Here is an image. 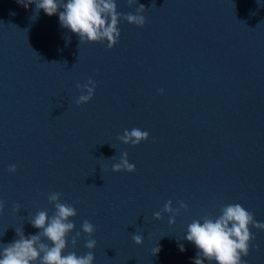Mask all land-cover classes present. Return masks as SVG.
<instances>
[{
  "label": "water",
  "instance_id": "1",
  "mask_svg": "<svg viewBox=\"0 0 264 264\" xmlns=\"http://www.w3.org/2000/svg\"><path fill=\"white\" fill-rule=\"evenodd\" d=\"M116 2L124 14L144 4L146 23L122 19L108 49L79 45L58 14L36 19L34 4L0 0V244L15 229L36 234L28 219L52 215L58 192L76 208L75 231L95 225L94 264H193L194 219L239 203L264 222V0ZM89 79L93 99L77 105ZM133 128L149 139H118ZM125 152L136 170L113 172ZM169 200L188 206L174 224ZM251 231L243 259L264 264V230ZM87 239L68 251L86 254Z\"/></svg>",
  "mask_w": 264,
  "mask_h": 264
},
{
  "label": "clouds",
  "instance_id": "2",
  "mask_svg": "<svg viewBox=\"0 0 264 264\" xmlns=\"http://www.w3.org/2000/svg\"><path fill=\"white\" fill-rule=\"evenodd\" d=\"M19 3L25 8L34 4L33 15L36 19L41 10L49 17L58 14L61 28L76 34L79 45L107 42L108 49H112L119 42L121 20L142 28L146 23L143 13L148 9L144 4H139L135 14H124L118 11L116 0H19ZM137 3L138 0H127L129 7ZM154 5L156 6L155 0H152L151 7ZM95 87V82L91 79L84 85L78 84L77 88L82 89V94L76 101L77 105L90 102ZM159 91L163 94V89ZM118 139L124 144L137 146L149 139V133L139 128L125 129ZM16 170V165H10L8 168L10 173H15ZM135 170V165L128 161L126 152L122 153L120 161L112 166L113 172L132 173ZM61 196L62 193L58 192L48 195L49 203L54 205L52 215L41 210L28 219L31 226L38 230L36 234L25 235L23 229H15L17 238L7 244H0V264H94L95 256L92 250L95 249L97 241L90 237L96 231L95 225L89 220H84L81 230L75 231L76 208L61 202ZM4 207V202L0 200V213H3ZM187 208L183 201L179 202L178 208H173L172 201L169 200L164 205L163 212L171 214L169 224H174V217L179 214L180 209ZM14 209L19 212V205H14ZM154 218L162 219L161 213H155ZM252 227L264 230V222L256 221L254 215L239 203L221 206L216 217L204 215L200 219H194L188 225L184 237L197 249L193 264H205V261L208 264H246L243 258L249 255L251 242L255 240ZM73 232L75 235H72ZM81 232L89 237L85 243L89 251L84 255L68 251L69 244L72 248L76 247ZM132 239L137 245L143 243L142 235L133 233ZM179 247L181 251L185 250L182 244ZM159 251L160 248L155 247L153 255Z\"/></svg>",
  "mask_w": 264,
  "mask_h": 264
}]
</instances>
